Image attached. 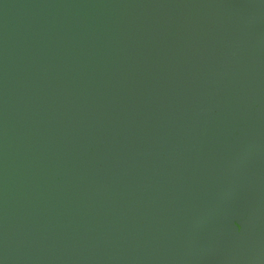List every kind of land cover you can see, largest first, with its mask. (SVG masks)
I'll return each instance as SVG.
<instances>
[{
    "label": "water",
    "instance_id": "water-1",
    "mask_svg": "<svg viewBox=\"0 0 264 264\" xmlns=\"http://www.w3.org/2000/svg\"><path fill=\"white\" fill-rule=\"evenodd\" d=\"M0 264H264V0H0Z\"/></svg>",
    "mask_w": 264,
    "mask_h": 264
}]
</instances>
